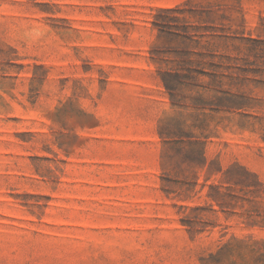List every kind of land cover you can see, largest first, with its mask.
Returning a JSON list of instances; mask_svg holds the SVG:
<instances>
[{"label": "rangeland", "instance_id": "rangeland-1", "mask_svg": "<svg viewBox=\"0 0 264 264\" xmlns=\"http://www.w3.org/2000/svg\"><path fill=\"white\" fill-rule=\"evenodd\" d=\"M186 1L0 0V264H264V0Z\"/></svg>", "mask_w": 264, "mask_h": 264}, {"label": "trees", "instance_id": "trees-1", "mask_svg": "<svg viewBox=\"0 0 264 264\" xmlns=\"http://www.w3.org/2000/svg\"><path fill=\"white\" fill-rule=\"evenodd\" d=\"M191 0H187L185 2L188 3ZM175 11L178 10V7L176 9H174ZM161 81L163 83L164 88L166 89V91L171 94L172 91L174 90L173 86H170L166 80H164L163 78H161ZM159 136L161 139H163V134L161 132H159ZM192 137H187L186 143L183 141L182 144L185 143V146L180 148L179 150H181V158L183 159L184 162H186L189 166L191 167H196V168H200L203 169L205 167H207V172L209 174H211L213 172L212 170V163H209L207 165V158L205 156V142L199 140V139H193L191 140ZM222 171L221 168L218 170V172ZM224 177L227 179H231L233 178L232 174H231V169H227L224 172ZM195 184V183H194ZM217 186H209L210 192L207 194L208 199H210L212 202H215L216 204H220L222 202H224L225 199V195L220 193L218 191ZM214 192V193H213ZM189 227H193L192 225H190Z\"/></svg>", "mask_w": 264, "mask_h": 264}]
</instances>
